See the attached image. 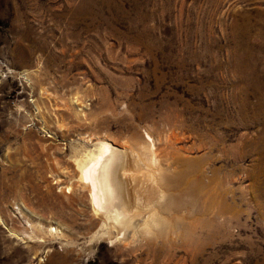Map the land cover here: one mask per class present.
<instances>
[{
	"label": "rangeland",
	"instance_id": "1",
	"mask_svg": "<svg viewBox=\"0 0 264 264\" xmlns=\"http://www.w3.org/2000/svg\"><path fill=\"white\" fill-rule=\"evenodd\" d=\"M147 132L168 185L104 234L76 148ZM0 217V264H264V0H0Z\"/></svg>",
	"mask_w": 264,
	"mask_h": 264
},
{
	"label": "bare ground",
	"instance_id": "2",
	"mask_svg": "<svg viewBox=\"0 0 264 264\" xmlns=\"http://www.w3.org/2000/svg\"><path fill=\"white\" fill-rule=\"evenodd\" d=\"M146 134L147 137L142 139L141 142L139 141L140 144H138V142L135 143V147H139V149L136 148L137 150H133L132 148L131 150H128L127 147H124L125 150L123 151L122 146H117L109 138V136H97V138L94 139L91 135H86L87 137L83 136V139L86 140L87 143L92 142V144H87L83 149L76 148V153H74L75 155L73 156V160L77 169V179L79 184L88 190L94 212L98 213V215L101 213L104 216L103 228H106L103 231L104 234H108V232L111 233V231L114 232L113 229L118 228L123 230L125 235L126 230L129 228H136L134 216L137 214L135 215V212L130 206L131 202L129 204L127 199L129 182L135 183L134 181H140L141 183H144L146 178L147 183L150 185L152 184L154 190V185H156L158 188L163 183L165 184L163 186L168 185L166 182L168 173L164 168L165 166L163 167L161 160L162 153L161 156L158 154L159 151L157 150V144L155 143L156 137L154 138L149 132ZM184 171L188 172L186 170ZM175 172H171L173 176V183H175L176 179L178 178V175ZM72 186H65V189L68 187V190H71ZM158 194L162 199L165 193L163 194V189H159ZM130 199H132V197H130ZM161 206L164 205L161 204ZM19 208L26 214L32 215V211L27 205H25V203H20ZM150 210L152 211V209ZM155 211L157 210L149 212L146 219L144 220V223L142 222V225H144L143 227L147 228L149 231H151V228H156L162 224V219L158 218L160 215L156 214ZM1 220L2 219L0 217V222H3V220ZM55 223L56 226L47 227L49 228V232H56L57 230L63 231L64 228H66L60 222ZM40 227H43V225L40 224ZM113 235L111 234L112 237ZM112 237H110V239L112 243L114 242V244L115 241L120 238L118 236L115 238Z\"/></svg>",
	"mask_w": 264,
	"mask_h": 264
}]
</instances>
